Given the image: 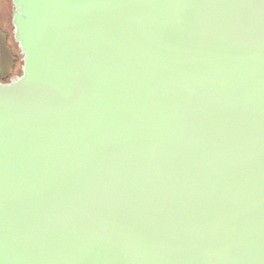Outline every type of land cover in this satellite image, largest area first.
<instances>
[{"label": "water", "instance_id": "water-1", "mask_svg": "<svg viewBox=\"0 0 264 264\" xmlns=\"http://www.w3.org/2000/svg\"><path fill=\"white\" fill-rule=\"evenodd\" d=\"M0 264H264V0H11Z\"/></svg>", "mask_w": 264, "mask_h": 264}, {"label": "rangeland", "instance_id": "rangeland-1", "mask_svg": "<svg viewBox=\"0 0 264 264\" xmlns=\"http://www.w3.org/2000/svg\"><path fill=\"white\" fill-rule=\"evenodd\" d=\"M11 8V0H0V79L6 82L20 75L22 66L21 54L12 35Z\"/></svg>", "mask_w": 264, "mask_h": 264}, {"label": "trees", "instance_id": "trees-1", "mask_svg": "<svg viewBox=\"0 0 264 264\" xmlns=\"http://www.w3.org/2000/svg\"><path fill=\"white\" fill-rule=\"evenodd\" d=\"M0 81H1L2 83L6 82V80H5V79H4V80H1V79H0Z\"/></svg>", "mask_w": 264, "mask_h": 264}]
</instances>
